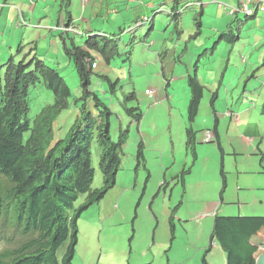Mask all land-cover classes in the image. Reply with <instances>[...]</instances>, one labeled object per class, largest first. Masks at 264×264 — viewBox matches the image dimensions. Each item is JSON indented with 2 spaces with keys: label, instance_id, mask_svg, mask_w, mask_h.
<instances>
[{
  "label": "trees",
  "instance_id": "obj_1",
  "mask_svg": "<svg viewBox=\"0 0 264 264\" xmlns=\"http://www.w3.org/2000/svg\"><path fill=\"white\" fill-rule=\"evenodd\" d=\"M170 1L172 5L168 11L159 9L157 11L171 17L173 31L178 36L182 33L179 23L181 15L185 11L196 10L199 0H184L182 3L181 0ZM200 15L201 13L194 15L195 33L192 38H197L201 32ZM256 16L257 14L232 15L231 28H235V31L223 32L212 48L202 51L194 63V75L186 77L190 99L186 106L184 151L191 161L175 176L166 177L168 181L162 180L158 193L163 191V195L170 196L171 190L178 183L184 187L185 178L191 173L197 161L196 138L199 131L193 129V123L199 114L204 89V85L196 75L200 59L215 52L218 41L226 40L234 43L238 40L242 25ZM152 18L140 24L147 26L146 36H149L153 30ZM138 27L129 30L130 38L125 40L126 49L131 50L139 43H148L136 34ZM70 28L61 31V35L72 36L68 31ZM123 34L124 32L107 35L94 31L86 36L85 42L78 44L73 39L61 42L64 55L69 62H72L76 71L80 94L73 99L77 115L68 129L58 126V130H61L60 136L55 134V126L61 114L68 110L71 94L59 70L48 66L43 55L35 52L37 42H30L33 46L23 53L22 48L30 43L23 44L17 41L16 52L10 53L7 59L0 58V264H73L78 242L77 219L87 206L102 199L115 185L116 175L121 168L124 146L129 138L130 125L136 124L138 130L143 116L139 106L127 107L128 101H137L135 93L125 95L122 107L130 121L127 127H118L117 139L113 140L111 133L113 113L91 89L92 79L96 76L100 83L108 84V91L115 92L121 78L112 81L106 72L102 73L98 70L100 61L105 67H109L112 60L120 55L119 42L122 41ZM130 50L127 52L129 57ZM185 51L186 48L174 58L171 67L180 61ZM163 54L165 52L160 55V61L163 59ZM96 56L100 58L99 61L95 59ZM160 68L164 78L169 81L172 76L165 75L163 61L160 63ZM37 85H42L45 90L51 92L54 102L42 107L31 118L29 91ZM218 88L219 85L210 96L209 103L214 114V125L207 131L213 135V140L209 143H215L222 155L223 149L219 141L218 122L214 110ZM260 112L264 116V103ZM251 125L252 133L258 124L251 123ZM243 134L248 132L242 131L241 135L244 136ZM258 137L255 138L258 142L253 143L255 149L253 154L260 158L264 152L260 149L259 141H263L264 135ZM144 148L143 139L139 136L135 171L138 167L148 170L145 168L147 155ZM95 150L99 153L98 169L102 175V186L99 189L91 187L95 175L93 159ZM221 159L219 200L223 198L227 186L223 165L230 160L225 158L223 160V157ZM166 167L165 165L164 169ZM169 168L172 170L171 165ZM171 182L174 185L170 188L168 185ZM81 197H84L85 201L76 207ZM177 207L178 205L170 209V215L165 218L171 228L170 231L176 229L174 235L171 233V240L176 239L178 230V225L172 223V220H176ZM225 218L215 216L214 221H201L204 222V228L207 227L212 231L208 235V249L211 250V242L215 241V247L219 250L214 251L216 253H213V258L209 259V262L206 253L199 264H219V261L222 264L224 257L226 264H254L252 253L255 247L250 246L249 240L242 235L238 225L239 220ZM209 222H213V225ZM227 229L231 234L227 233ZM197 230L201 233L200 226ZM161 248L167 260L165 264H174L173 262L176 264L175 260H170V252L173 248H169V243ZM184 257L186 258V255ZM155 258L146 257L144 264H160ZM183 260L178 261L177 264H185Z\"/></svg>",
  "mask_w": 264,
  "mask_h": 264
},
{
  "label": "rangeland",
  "instance_id": "obj_2",
  "mask_svg": "<svg viewBox=\"0 0 264 264\" xmlns=\"http://www.w3.org/2000/svg\"><path fill=\"white\" fill-rule=\"evenodd\" d=\"M7 1L11 3L9 4L11 9L8 21L4 20V13L0 19V58L5 57V59H7L10 53L14 54L16 52L18 39H20L19 42L23 44L37 42L35 52L39 55H43L42 57H44L48 66L56 67L59 70L71 94L69 108L61 114L55 126V134L60 136L61 130H58V126L62 129H68L77 115V108L73 103V99L80 94L76 71L72 62H69L64 55L59 39H57V37H51V35H53L52 33L46 35V37L43 35L42 28H53L51 26L52 21L49 22V26L44 27L43 25L36 24L39 20L38 18H32V13L36 10L40 11L39 2L37 3V0H33V3L31 0ZM2 2L3 0H0V6H3ZM44 3L46 5L45 14L55 19L57 8L54 5V0H46ZM236 5L237 0H235L232 5H228V12L230 7H235ZM12 8L18 9L20 12L23 11L25 14H30L31 20L25 22L24 26L16 27L15 22H12L15 15L14 9ZM33 8L34 11L32 12ZM164 9V7L160 8L162 11H164ZM259 15L261 16V13H259ZM110 16H112L113 20L119 18L116 14H110ZM164 20H166L164 14L157 15L155 24L156 31L153 35L156 40L160 38L161 32L164 29ZM182 27L184 34L182 37L183 39L179 42H168L166 45H161L162 42H156V40L155 42H151V39H149L148 43L136 44L131 50L128 48L126 49L127 42H119L120 55L112 60L109 67H105L101 61L99 63L98 71L102 73L106 72L112 81L121 78L114 93L108 91V84L104 82L100 83L96 76L93 77L91 85V89L99 95L113 113L111 119L113 140L117 139V129L120 125V121L123 120L121 124L122 127H127L130 121L125 115L122 102L125 95L133 92L135 93L137 101H128L127 107L130 108L137 105L143 112L138 130L141 131V135L148 141V145H145L144 152L150 155L147 156L145 164V168L148 170L138 167L135 171L137 167L136 146L139 136L136 124H131L129 138L124 146V155L122 156L121 168L116 175L115 185L102 199L82 211L77 219L78 242L76 244L73 264H144V259L146 257H151L152 259L156 257V261H160V264H165L167 260L165 259L162 248H154L147 252L144 250L146 245H150L151 243V232L153 228L151 210L159 220L156 235L162 233L164 237H166L167 234V239H170L175 232L172 231V235H170V228L165 218L170 214V209L176 205H178V209L175 211L178 212L175 216L178 230L176 239L174 240V247L170 252L171 259L177 261L183 258L184 255H187L192 264H199L204 251L216 253L208 249V235L211 234V230L203 227L205 231L201 230V233L198 232V226H203V224L201 221L198 223L195 221L196 215L193 213L196 211L195 203L199 200L201 188L208 189L204 192L206 200H214L215 198L218 200L219 190H217V185H220L219 170L221 157L215 143L205 142V135L209 133L207 130L213 125L210 104L208 103L210 97L208 91L217 88L216 85L219 80V74L222 70L224 58L227 56L224 42L218 46L213 56H208L206 59L202 58L199 66H197L199 79L207 84L206 88L203 89V98L201 100L199 114L193 123L194 130L200 129L197 134L196 164L191 173L186 176L185 186L182 187V185L178 183L171 190V197L163 195V191L160 193L157 192L158 185L162 182V178L161 181L156 179L158 172L161 171V177L163 173H166L167 177H170L172 174L168 167L170 164H173L176 169H180L183 164H188L189 161H191L189 157L184 155L183 142H181L183 136L182 127L184 126V122L186 123L187 100L184 89L186 92L187 85L184 79H178V77L184 75L186 69L191 73L190 75H194L193 66L199 54L204 50L205 46L208 47V49L212 48L216 41V39L214 40L215 36L210 38L211 41L208 40V36L213 35V31L204 27L197 41L185 42L189 39L188 35L194 33L190 14H187L186 17L184 16ZM8 29L11 30L9 31ZM31 46H33V44L30 43L23 47V53H25L24 51H29ZM240 47L241 44L238 43L235 51H239ZM184 48H186V51L180 58L179 63L171 67L170 64L173 63L174 58H177ZM129 50L131 51L130 57L127 53ZM33 52L34 50L32 49V53ZM163 52H165L162 57V61L165 65V75L167 77L172 76V82H174L170 84L168 88V95L175 103L171 109L172 128L170 130L172 141L175 145V156L167 158L164 164H160L159 158L152 155L153 151L151 150L150 143L151 141H158V143H163L164 145L168 142L169 133L168 126H166L168 125V120L164 115L162 106L156 107L155 105H149L146 100L147 94H145V91L148 90L151 96L152 92L155 91L149 85L153 84L152 80L159 70V66L156 67L158 54L160 55ZM231 60L233 62L235 61L234 59ZM237 61L236 59V62ZM237 63H239V61ZM237 66L238 64L229 67V69L234 72L231 78L227 73L224 77V84L230 83L231 86V91L227 96L229 105L232 106L235 113V106H237V111L246 118L245 120L242 118L237 119L238 123H241V131L247 129L245 128L247 127L245 123L250 121L256 124L262 123L260 126H262L261 131L264 133V116L261 115L259 106L254 108L253 103L250 102V100L256 101V96L251 95L248 90L246 94H243L244 81L249 73L242 76V67H239L236 71L235 67L237 68ZM205 75H207V77H204ZM220 95H223L222 91ZM244 95L247 96V99L244 98ZM53 100L52 93L45 90L42 85L31 88L29 91V116L31 118L34 117L42 107L47 104H52L54 102ZM219 104L225 109V104L223 102H219ZM180 113H183V120L179 116ZM250 114L251 116L249 117ZM226 115L229 117L228 114H221V116H219L218 132L223 146L228 145L226 132L228 126L232 124V120L225 117ZM235 116H237V113ZM233 118L235 117L233 116ZM255 142L257 143L258 140ZM247 147H249V145H247ZM260 149L264 152V139L260 143ZM254 152L255 149L253 146H250V150H248L247 153H252V155H250L238 169L230 168L228 164L224 163V171L227 178V186L223 194L225 203H228L231 197L241 202L247 199L251 193L260 196L261 200L264 202V174H259L264 166L258 167L260 158L258 155L253 154ZM93 159L95 175L91 187L92 189H99L102 186V175L98 169L99 153L97 150H95L93 154ZM218 159L219 163L217 161ZM165 165L167 166L166 169H164ZM233 169L236 174L238 171L240 175L235 176ZM147 171L149 173L148 176ZM150 171L152 172V176H150ZM214 184L216 186H214ZM253 188L255 190L251 192ZM84 201V197L79 198L75 206L79 207ZM197 207H199V205ZM136 213L139 215L137 220L136 218L134 219ZM225 214L224 210L220 211L221 216ZM189 215L191 216L189 217ZM255 216H264V212L262 215ZM180 218L190 221L178 222ZM133 222H135L134 226L132 225ZM134 231H136V233H134ZM133 233L134 238H132ZM117 250L120 254L116 252ZM108 258L109 260H107ZM209 259L211 260L210 257Z\"/></svg>",
  "mask_w": 264,
  "mask_h": 264
},
{
  "label": "crops",
  "instance_id": "obj_3",
  "mask_svg": "<svg viewBox=\"0 0 264 264\" xmlns=\"http://www.w3.org/2000/svg\"><path fill=\"white\" fill-rule=\"evenodd\" d=\"M31 1L33 3V0ZM66 1L67 0H54V5L57 8L56 13H55L56 18L54 19L50 15L48 16L47 14H45L44 12L45 7H46L44 2H46V0H37V3L39 2L38 4L40 6V11L36 10L34 13H32V18L39 19L36 24L47 27L49 26V22L52 21L51 26L53 28L51 29L42 28L43 35H45V37L46 35H49L50 33H52L53 35H51V37H57V39H59L60 42H63L64 40L69 41L72 39L74 40V42H85L86 36L91 34V32H94V31L102 32L107 35H113V34H117L120 32H124L121 42H125L126 38L127 40H129L130 38L129 30H131L133 27L139 26L136 32L138 37L144 38L143 41L145 42H148L149 39H151L150 40L151 42H155L156 39L154 38L153 35H154V32L156 31L155 24H156V19H157L158 14H164L166 16V20H164L163 22V27H164V29L162 30L163 33L161 32L160 38L156 40V42H162L161 45H166V43L168 44V42H179L180 40L183 39L182 37H183L184 31L182 27V22H183L184 16L186 17L187 14H190L191 24L194 30L193 32L195 33V26H194L193 18L196 13L197 14L201 13L199 19L201 21L202 28H201V32L198 35V37L201 35L202 29L204 27H207L213 31V35L208 36V40L210 41H211L210 38H212L213 36H215L214 40L215 39L217 40L218 37L223 32L235 31V28H231V22H232L233 17L228 12V5H232L235 2V0H199L198 1L199 3L196 4L197 6L196 10L191 9V10L185 11L181 15L179 23H180V30L182 33L181 35H178V36H176V34L173 31L174 26L171 23V17H169L164 12L158 13L157 11L158 9L160 10L161 7L165 8L164 11L165 10L168 11V9H170L172 5L170 0H69L67 4H66ZM183 1L184 0H181L180 2L182 3ZM2 3H3V6L0 9V19L4 13V17H5L4 20L8 21L9 12L11 9V7H9V4L11 3H9L7 0H3ZM222 5H224L227 8H223ZM109 6H113V7H109ZM34 8L32 12L34 11ZM12 9H14V13H15L12 22H15L16 27L24 26L25 22H28L31 20L30 14H25L23 11L20 12V10L15 9V8H12ZM110 14H116V16H118L119 18L116 20H113ZM153 16L154 18H152ZM263 16L264 15L262 14L260 16L258 13L254 19H248L247 22L244 25H242V29L238 33L239 39L236 40L234 43L227 42L226 40H220L216 44L215 51H217L218 46L222 42H224L226 45L225 46L226 49L225 48L224 49L227 52V56L224 58L222 70L219 74V80L217 81V85H216V87L219 85V88L217 91V99L214 104V110L216 112L215 115L217 117V122H218L217 129L219 128V116H221V114L222 115L228 114L229 117L227 115L225 117H228L232 120V124L228 126V130L226 132L228 145L227 146L221 145L223 149V153L222 155L219 154L220 157H223V160L224 158L230 159L226 161L225 163V164H228L230 168L238 169L241 166V164L250 155H252V153H247V151L250 150V146L254 147L253 143H255V138L258 136L260 137L264 135V133H262L261 131L262 126H260V124L262 123L260 124L258 123V126L255 127V129L251 133L250 128L252 127V125L250 121H247L245 123V125H247V127H245L247 128L245 131L248 132V134H245V135L243 134L244 136L241 135L242 134V131L240 128L241 123H238L237 119L242 118L243 120H245L246 118L243 114L237 111V106H235L236 113H237V116H235L236 113L233 110L232 106L229 105V99L227 98L228 94L231 91L230 83L224 84V77L226 73L230 78H231V75L234 73L229 69V67L235 64H238L237 68L235 67V69L237 71L239 67H242V74H241L242 76H245L246 74L249 73V75L246 77L244 81L243 94H246L248 90V92L251 95L256 96L257 100L256 101L250 100V102L253 103L254 108L259 106L260 111H261L262 105L264 103V77H263L264 76V17ZM144 18H146L147 20L148 19L150 20L151 18L153 19V21L151 22V25L153 26V30L149 34V36H146V33L148 31L147 26L145 25L140 26L141 21H143ZM68 27L69 28L71 27L68 31H70L69 33L72 36L61 35V31H64L62 28L68 29ZM23 34H24V31H23ZM193 34L188 35L189 39L186 40L185 42H192L194 40L197 41L198 37L192 38ZM19 40L20 39H18V41ZM163 42H166V43L163 44ZM238 43L241 44V47L239 48V51L238 50L235 51L236 45ZM205 49L207 51L208 47L205 46L204 50ZM215 53L216 52H213L212 54H208V56H213ZM160 55L158 54V58H157L158 60L156 62V65H157L156 67L158 66L160 67V63L162 62L160 61ZM208 56L204 57V59L208 58ZM95 59L97 61L100 60L98 56H96ZM231 59H234L235 61L233 62ZM236 59L239 61V63H237L238 61L236 62ZM177 62L179 63V61ZM159 67H158L159 70L158 71L156 70L158 73L152 80L153 84L149 85L155 91L152 92V96H151V93H148V94L146 93L148 90L145 91V94H147L146 100L148 101L149 105H155L156 107L157 106L163 107L164 115L168 120V125H166L168 126V133H169L168 142L164 145L163 143H158V141H151L150 143L151 150L153 151L152 155H154V157L157 156L156 158H159L160 164H164L167 158L175 156V145L172 141V134L170 132L172 128L171 109L173 108L175 103L169 98V95H168L169 94L168 88L170 87V84L174 82H172V78L169 81H167L164 78V75L162 74L161 68ZM193 71H194V67H193ZM190 74L191 73L188 71V69H186V73L184 75L179 76L178 79H184L186 83V77L189 76ZM196 75L198 77V72L196 73ZM204 77H207V75H205ZM200 82L202 85H204V88H206L207 83L202 82L201 80ZM215 90L212 89L208 91L210 93V96L212 92ZM221 91L223 92L222 96L220 95ZM184 93H186V100L188 104L189 99H190V93H189L188 87H187L186 92L184 89ZM244 96H245L244 98L247 99V96L246 95ZM208 100H210V97ZM219 102H223L225 104V109L220 106ZM211 113H212V110H211ZM213 115L214 114L212 113L211 117H212L213 125H214ZM179 116L183 120V113H180ZM233 116L235 118H233ZM250 116L251 114L249 115V117ZM178 120H179V117H178ZM122 122L123 120L120 121L119 127H122L121 125ZM185 124L186 123L184 122V126L182 127L183 136L181 138V142H183V148H184ZM199 130L200 129H198V131ZM137 132H138V136L142 137L144 145H148V141L145 139V137H143V135H141V131L137 130ZM196 141H197V138H196ZM219 141L221 144L220 136H219ZM259 142H262V141H259ZM247 145H249V147H247ZM146 155L148 156L150 154L146 153ZM184 155L187 156L186 153H184ZM217 161L219 163V159ZM170 165L173 167V169L170 170L172 172L171 175L175 176L177 173H179V171L186 164H183L180 169H176L173 164H170ZM261 166H264V153L261 154V157L258 163V167H261ZM223 168H224V165H223ZM233 173L235 176L240 175L238 171L236 174L234 172V169H233ZM259 174H264V168L262 169L261 172H259ZM160 175H161V171L158 172V176L156 177L157 180L161 181V178L163 181L169 180L168 178H166L167 177L166 173H163L162 177ZM150 176H152L151 171H150ZM219 176H220V170H219ZM173 185L174 184L171 182L168 186L171 188ZM214 186L216 185L214 184ZM217 188H218L217 190H219L218 200L216 198L214 200L212 199L206 200L204 192L205 190H208V189H205V188L200 189L199 200L195 203L196 211L195 213H193L196 215L195 217L202 215L204 217V220L211 221L213 220V213H218L220 215L221 210L225 211L226 214L224 216H228L229 218H236V219H239L238 217L255 216V215L263 214L264 202L261 200L260 196H256V194L251 193V195L247 199H244L241 202H239L236 198L231 197V199L228 200V203H225L223 198L219 200V194L221 190V177H220V185H217ZM254 190L255 189L253 188L251 192ZM198 205L199 207H197ZM151 214L156 216L152 210H151ZM190 216L191 215H189V217ZM138 217L139 215L136 213V220L138 219ZM181 221L182 219L180 218L178 222H181ZM189 221L190 220L185 219L184 222H189ZM175 222L176 220L173 223ZM209 224L212 225L213 222H209ZM200 228H203V227H200Z\"/></svg>",
  "mask_w": 264,
  "mask_h": 264
},
{
  "label": "clouds",
  "instance_id": "obj_4",
  "mask_svg": "<svg viewBox=\"0 0 264 264\" xmlns=\"http://www.w3.org/2000/svg\"><path fill=\"white\" fill-rule=\"evenodd\" d=\"M21 24H22V22H21ZM20 24V25H21ZM63 30H64V28H62ZM148 92V91H147ZM146 92V93H147ZM148 93H150V92H148ZM147 93V94H148ZM207 135H209L210 136V138L207 140L206 139V136ZM210 140H213V135H212V133H208V134H206L205 135V142L206 143H209V142H212V141H210ZM159 189V187L157 188V190ZM157 193V192H156ZM106 194V193H105ZM99 201V200H98ZM89 206H87L86 208H88ZM152 215V214H151ZM215 216H217V217H226L225 219H227L228 218V216H221V215H219L218 213H213V221H214V218H215ZM136 217H134V219H135ZM239 219V223H238V225H239V229H240V231H241V233H242V235L246 238V240H249V244H250V246H252V247H255V249H253L254 250V252L252 253V258L254 259V264H255V259L259 256V255H261V254H263L264 253V216H245V217H238ZM257 219V220H256ZM136 221V220H135ZM151 221H152V224H153V228H152V232H151V243H150V245H146V247H145V251L147 252V250H152V249H154V248H161L162 246H164V245H166V244H168L169 243V248L170 249H172L173 247H174V240L175 239H173V240H171V238L170 239H167V234H166V237H164V235L161 233V234H158V235H156V231H157V226H158V217L157 216H154V215H152V217H151ZM185 221V219L184 220H182L181 222H184ZM195 221H197V223L199 222V221H204V217L202 216V215H200V216H197L196 218H195ZM174 221H172V223H173ZM135 222H133V224H134ZM176 223V222H175ZM175 223H173V224H175ZM204 222H202V224H203ZM132 224V225H133ZM177 224V223H176ZM213 225V224H212ZM200 226V225H199ZM200 227H203V226H200ZM170 228V227H169ZM207 228V227H206ZM171 229V228H170ZM208 229V228H207ZM205 231V229L204 228H200V231ZM174 232L176 231V229H174L173 230ZM227 231V233L228 234H231V231L229 230V229H227L226 230ZM212 232V231H211ZM134 233H136V231H134ZM134 233L132 234V238H134ZM149 233H150V231H149ZM171 233H172V231H170V235H171ZM78 241V240H77ZM118 241V240H117ZM160 241H162V242H160ZM212 245V246H211ZM211 250H213V251H216V250H219V249H216V247H215V245H216V242L215 241H212L211 242ZM150 247H152V249L150 248ZM117 253H119L120 254V252L117 250L116 251ZM206 253H208L207 254V259H208V262H209V257L210 258H213V253L212 252H206V251H204V254H203V256H205L206 255ZM209 256V257H208ZM182 259H184L183 260V263L185 262V264H189V263H191V261H190V258L186 255V258L185 257H183V258H181V259H179V260H177L176 261V264H177V262L178 261H180V260H182ZM202 259V258H201ZM108 260H109V258H108ZM170 260L172 261V259H171V256H170ZM174 264H175V262H173ZM219 264H221V261H219L218 262ZM192 264V263H191ZM222 264H226V259H225V257L223 258V261H222Z\"/></svg>",
  "mask_w": 264,
  "mask_h": 264
},
{
  "label": "built area",
  "instance_id": "obj_5",
  "mask_svg": "<svg viewBox=\"0 0 264 264\" xmlns=\"http://www.w3.org/2000/svg\"><path fill=\"white\" fill-rule=\"evenodd\" d=\"M222 7L227 8L224 5H222ZM229 13L231 15H234L235 13H237L240 15H247V16L258 14V13H261L264 15V0H237V5L235 7L229 8ZM146 20H147L146 18L143 19L144 22ZM209 138L210 136L207 135L206 139L208 140Z\"/></svg>",
  "mask_w": 264,
  "mask_h": 264
},
{
  "label": "water",
  "instance_id": "obj_6",
  "mask_svg": "<svg viewBox=\"0 0 264 264\" xmlns=\"http://www.w3.org/2000/svg\"><path fill=\"white\" fill-rule=\"evenodd\" d=\"M255 264H264V253L255 259Z\"/></svg>",
  "mask_w": 264,
  "mask_h": 264
}]
</instances>
